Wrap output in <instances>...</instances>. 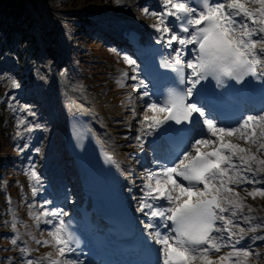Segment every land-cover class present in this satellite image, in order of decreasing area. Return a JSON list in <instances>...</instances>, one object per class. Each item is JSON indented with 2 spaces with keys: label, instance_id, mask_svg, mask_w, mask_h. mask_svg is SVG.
I'll use <instances>...</instances> for the list:
<instances>
[{
  "label": "snow or ice",
  "instance_id": "obj_1",
  "mask_svg": "<svg viewBox=\"0 0 264 264\" xmlns=\"http://www.w3.org/2000/svg\"><path fill=\"white\" fill-rule=\"evenodd\" d=\"M142 11L156 18L151 27L160 34L157 42L169 57L163 67L170 74L161 78L170 83L157 94L150 93L143 81L133 85L145 89L139 97L144 100L139 123L156 135L155 149L169 160L148 172L138 209L149 218L144 227L152 230L150 235L160 246L159 264H249L260 253L237 246L246 232L264 228V218L252 224L257 218L245 209L255 210L237 189L253 200L264 198V187H256L264 185V106L243 114L233 101L238 102L253 81L264 83V0H163L159 10ZM124 59L135 66L131 58ZM13 86L20 87L15 81ZM226 108L230 111L222 120ZM132 113L137 115L135 108ZM26 174L39 182L34 169ZM42 215L53 218L48 221L52 239L37 243L54 247L56 257L63 258L49 253L50 264H78L70 255L75 238L59 218L66 213ZM18 239L19 235L11 243ZM223 249L230 250L218 255ZM26 264L40 261L29 259Z\"/></svg>",
  "mask_w": 264,
  "mask_h": 264
},
{
  "label": "rangeland",
  "instance_id": "obj_2",
  "mask_svg": "<svg viewBox=\"0 0 264 264\" xmlns=\"http://www.w3.org/2000/svg\"><path fill=\"white\" fill-rule=\"evenodd\" d=\"M38 1L45 6L44 13L39 15L40 22L38 26L32 29L40 39L38 50L33 54H27L23 60L22 58L19 59L17 52H15L17 51L15 46L6 44L5 38L0 37V82H3L4 86L7 87L3 100H8L10 120L14 122L12 128L14 127L13 134H15L12 147L13 154L6 165L8 171L2 184V189L5 190L6 185H8L11 192L8 193V206L6 208V213L10 216L9 226L6 227L8 233L0 232V264H18L25 252L34 254L36 261L39 257H45L44 260L49 261L47 259L49 253L57 258L54 247L37 243V241H51L52 237L48 233L52 228H46L44 225V221L51 218H43L42 213L47 210L42 208L40 196L37 195V198L33 196V188L37 192V186L33 179H30L29 175L26 174L30 169L37 172L36 165L38 164L37 161L31 160V157H29V146L32 144V146L37 147L36 149L42 151L47 141L51 142L52 139L56 146L59 141L49 135L51 129L56 127L58 130L59 128V123L56 122L55 117H51V113L54 114L52 110L54 100L51 99L58 92L57 81L54 80L56 74L53 77L54 75H50L45 71L47 66L45 60L49 57L50 51L54 54L52 60L58 59L57 61L61 62L59 68H63L65 71L64 78L71 90L75 92V95L84 101L87 100V105L91 107L94 101H98L100 105L93 107L97 110L98 116L101 115L102 109L106 108L105 119L109 118L115 123L122 122L129 125L131 130L125 133L127 135H124V140L121 141L127 151L131 152L136 146L134 133L135 129L138 128L143 112L144 100L139 97L145 89L143 85L139 88L133 87L141 81L136 75L135 66L123 65V62H126L125 56L121 57L110 44L112 40L100 32L101 29L107 28V25L101 22L95 24V20L98 18L92 16L99 8V14H103L109 20L110 14L116 13L121 8L120 5H123L122 0H119V3H117V0H49L50 4L43 0ZM142 9L143 7L134 8L137 16L129 17L125 13L123 18L126 21L136 17L143 21L150 20L152 16L145 15ZM151 9L149 8V10ZM91 38H94L98 43L106 38L104 39L106 43L104 44L102 40L99 43L98 51H95L97 49L93 47L95 41H91ZM129 57L132 59L131 56ZM86 59H91L96 64L104 63L102 69L106 71H103L104 74L96 86H87V83L83 81L81 64L86 62ZM56 66L58 67V65ZM120 68H130V77L134 76L136 79L133 80L129 77L128 80H123V78L121 79L115 75ZM84 78V80L92 81V78L87 75H84ZM13 81L18 83L20 87H14ZM133 108L137 113L135 117L132 113ZM32 136L34 137L32 138ZM234 141L256 150L255 146L243 144L239 140ZM34 143L36 144L34 145ZM146 153L148 158L151 157L152 159V161L149 160L152 164L147 166L142 164V160L137 155L129 154L127 157L134 169L131 170L132 175L135 176L136 180L134 182L139 193V198L135 197L137 200L139 199L138 208L141 207V200L144 198L143 185L148 172L159 170L160 165V162L152 158L149 150ZM65 163L66 161H64L66 166ZM140 167L142 170L139 169ZM256 187L260 188L264 185H257ZM24 193L34 197L33 204L27 203ZM254 200L260 208L264 209V204L261 203L258 197ZM34 204H38V206H34ZM52 211H56V209ZM143 216L147 218L146 221L148 222L149 218L144 213ZM38 218H40L39 223L36 222ZM18 221H22L23 224ZM13 224H15V230ZM3 235L8 238L6 241H4L5 237ZM17 235H19L18 240L24 241L25 245H19L18 242L15 245L11 243ZM260 235L264 236V234L255 236ZM262 242L263 244L258 249L251 247V245L248 246L251 244L249 241H245V244L247 248L254 249L260 253V257L264 258V240ZM22 248L26 251H21ZM252 258L249 264H252Z\"/></svg>",
  "mask_w": 264,
  "mask_h": 264
},
{
  "label": "bare ground",
  "instance_id": "obj_3",
  "mask_svg": "<svg viewBox=\"0 0 264 264\" xmlns=\"http://www.w3.org/2000/svg\"><path fill=\"white\" fill-rule=\"evenodd\" d=\"M43 1L46 2L47 4L51 3V2H49V0H43ZM134 1L135 0H130V2L135 4ZM154 2L157 5V10H159L160 3H162L163 0H160L159 3H158V0H154ZM92 4L96 5L95 3H92ZM99 12L100 11L98 8L96 13L94 15H92L93 17L98 18L97 20H95L96 23L101 22V23L106 24V23L110 22V24H112V26L114 28H122L123 26L124 27L135 26L137 23H139L140 26H137V27H141L144 31H146L147 35L151 32L154 33V31H155L151 27V25L156 23L155 17H153L151 20H148V21H142L139 18L138 19L136 18L133 21H126L123 18L124 14H125V12H130L131 14H133L134 10H132V9L129 11H127V10L124 11V10L120 9L116 13L110 14V21H108V19L105 16H103V14L100 15ZM129 17H130V15H129ZM155 37L156 36L153 35V37H149L148 39L155 38ZM53 57H54V54L52 51H50L49 57L45 60V64L47 65L45 67V71L50 75H54L53 77H55V74H56V78H54V80L56 79L55 82L57 81L58 92L53 96V99H51V100H54L53 101L54 102L53 103V109H52L54 111V114H53V112L52 113L50 112V113L52 114L51 117H55L56 122L59 123L58 124L59 128H58V130L56 129V127L54 129H51L49 135H52L54 138L58 139L59 141H58L57 146L53 140H51V142L47 141L43 147V150L41 152L38 151V154L32 155V159L34 161H39V163L37 165V167H38L37 168V171H38L37 174L40 178L39 180H41V183L46 182V179H44L42 177V174H43L42 171L43 170H45V173L50 174L48 179L57 178L60 175H64L69 180L70 183H73V186H74L73 190L69 194V189H68V191H66V193H65V196H63V198H62L63 204L61 206L66 207L67 210L65 213L67 215L73 209V204H75L76 200L78 199L79 190H80L79 171H78L76 163L74 162L73 154L69 148V141H68L69 135H68V131H67V119L70 115L75 114V112H78V111L83 112L84 115H85V113L88 115V116H86V115L85 116L88 120L89 125L92 127L94 132L97 134V136L99 137V139H100L101 143L104 145V147L110 151L115 152V156L118 158L117 165L120 169V172L123 173L125 175V177H127V175L129 174V170H128L129 163L127 162L126 164H124L126 162V157L129 156V154H136L140 157H145V154L143 152V149H142L143 146H141V144H137V146H135L131 152L127 151L125 149V146H124V144H122L121 141L124 140L125 133L130 131L129 126L125 123H122V122L121 123H115L109 118L105 119L106 114H107V113H105L106 108L102 109V111L100 112L101 115L99 114V116L98 115L95 116L97 110H95V108H93V107L94 106L96 107V105L99 106L100 103L98 101H96V102L94 101L93 105L91 107V106L87 105L88 103H87L86 99H85L86 101H84L82 98L75 95V92H73L71 90L67 81L64 78L65 71L63 70V68L62 69L59 68V65H61V62L57 61L58 59L52 60ZM56 65H58V67ZM103 120H105V121H103ZM140 127H141V132H144V134L148 135L150 133V131L144 129L141 126V124H140ZM62 141H65L64 147L61 146ZM33 153L34 152L32 151L31 154H33ZM64 156H66V157L63 159ZM69 158L71 159L70 165L68 168H66V170H64L63 169L64 168L63 163L66 159H69ZM163 158H164V160L166 159L165 156H163ZM40 173H42V174H40ZM262 175H264V174H262ZM243 187H247L249 189L252 188L251 185H242L241 188H243ZM130 188L133 189V186H131ZM38 189H39L38 190L39 191L38 196H40L41 192L43 191L41 184L38 187ZM237 190L240 191V195L242 197L246 198L245 203L247 205H251V207L255 210L251 213H248L247 209H245L246 214H248L254 218H257V219L252 220V224L255 225V224L259 223L260 220L258 218H264V209L260 208V206H258L256 201L253 200L251 197H248L247 193L240 190V188H238ZM68 195H69V200L67 201ZM34 196H37V195H34ZM47 211H52V210L50 208ZM66 215H62V216L64 217ZM43 218L48 219V218H52V217H43ZM39 219L40 218L36 219V222L39 223ZM48 221H51V220H47V221L45 220L44 223L46 222L47 224H49ZM243 225H245L244 226L245 228L249 227V225H246V224H242L241 226L243 227ZM259 234H264V228H258L256 232H246L244 234L245 238L241 243H245V241H249L253 246H256L259 248L260 245L263 244L262 240H255V242L252 241V238L256 237L255 235H259ZM260 236H263V235H260ZM251 244H249L248 246H250ZM229 250L230 249H223L222 252L218 255H222ZM70 255H72V253ZM57 258L60 259L59 257H57Z\"/></svg>",
  "mask_w": 264,
  "mask_h": 264
},
{
  "label": "trees",
  "instance_id": "obj_4",
  "mask_svg": "<svg viewBox=\"0 0 264 264\" xmlns=\"http://www.w3.org/2000/svg\"><path fill=\"white\" fill-rule=\"evenodd\" d=\"M43 13V6L38 0H0V37H4L8 44L14 45L23 57L33 50H38L39 39L32 31L39 23V15ZM85 72L92 71L91 65L83 62ZM89 72L85 75L89 76ZM4 90L0 86V176L5 172L12 151V139L5 126L7 114L6 106L1 101ZM264 203V198L260 197ZM6 204L5 194L1 190L0 181V221L4 219L3 211ZM1 225V224H0ZM1 228V227H0ZM264 262V260H260ZM256 264H263L258 263Z\"/></svg>",
  "mask_w": 264,
  "mask_h": 264
}]
</instances>
